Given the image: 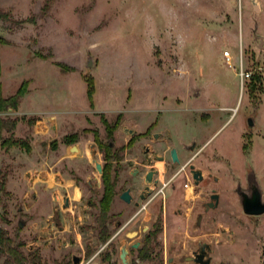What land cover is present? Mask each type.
<instances>
[{"label": "rangeland", "instance_id": "rangeland-1", "mask_svg": "<svg viewBox=\"0 0 264 264\" xmlns=\"http://www.w3.org/2000/svg\"><path fill=\"white\" fill-rule=\"evenodd\" d=\"M0 12L3 94L26 90L0 114L19 120L3 136L29 145L0 147V224L26 264H122L125 246L130 264H196L184 257L198 239L211 244V264H264V214L244 213L239 194L255 179L264 198V0H0ZM115 128L116 146L136 141L121 152L127 173L159 153H145L154 134L184 157L167 225L151 228L144 252L133 245L147 227H110L104 241L88 204L99 194L93 158L103 163L94 138L107 143ZM195 156L219 181L185 192ZM74 184L82 199L56 204ZM213 188L220 205L206 214Z\"/></svg>", "mask_w": 264, "mask_h": 264}, {"label": "flooded vegetation", "instance_id": "flooded-vegetation-1", "mask_svg": "<svg viewBox=\"0 0 264 264\" xmlns=\"http://www.w3.org/2000/svg\"><path fill=\"white\" fill-rule=\"evenodd\" d=\"M117 129H113L108 132L109 142L105 143L101 140L99 133L94 138L95 145L98 147L97 154H101L103 157V163L99 162L96 158H93L97 176V188H99V194L95 200H88L90 208L97 209V216L95 221L98 227L101 228L100 235L104 241H107L110 237V227H122V226H143L147 227L144 230L145 238L144 242L139 241L133 245V249L138 252H144L146 245H150L153 240L151 233L152 227H165L168 220V210L170 209L171 201L174 197V193L177 192V186L174 183L178 174L172 176V172L176 166H181L183 163V155L180 150L173 146H168L172 141L170 136L167 139L162 138L159 134L150 136V146H145V153L159 151L154 157L149 156L146 159L136 160V165L129 173L124 170L123 157L121 152L127 146H134L136 141L129 140L126 145L116 146L114 142V133ZM131 135H136V130H128ZM196 145L193 144L189 147L190 151H194ZM77 149V148H76ZM173 150L177 152L178 161L173 158ZM196 159L191 158L184 166L183 172L187 176L189 183H184L187 188L185 192L190 188V184L199 186L202 183H207L208 180H214L216 183L219 181L217 176H214L211 172L207 175L203 169L196 166L193 161ZM158 163H163L165 170L161 172L158 169ZM98 164L101 166V170L98 169ZM148 168V170H145ZM200 171V172H198ZM172 176V177H171ZM199 183H196L198 182ZM250 184L248 188L243 189L247 195H251L247 200L257 197V191L254 188V184L249 180ZM58 184V183H57ZM89 186L94 187L89 182ZM71 196H66L64 199L59 195H54L53 199L56 204L61 201V206L68 207L71 205V201H77V196L82 199L83 193L80 186L74 184L71 186ZM218 194V206L217 200L214 196ZM80 195V196H79ZM207 197L205 201L201 203L204 212L208 214L211 211L217 210L220 205V194L216 189H211V192H206ZM196 198L204 199L203 194L200 193ZM185 201L188 200V196L184 194ZM252 200V201H253ZM242 205V203H241ZM242 209L244 211L243 205ZM245 213V212H244ZM248 215V214H247ZM203 215L200 214L197 218V226L200 228L203 222ZM130 238H139L140 232L127 233ZM138 245L137 248L134 246ZM147 252V251H146ZM213 248L211 244L202 239L197 240V246L192 251L191 256H185V261L201 264L195 260H188L187 258L193 257L199 260L203 257L204 260L212 257ZM174 260H171V264Z\"/></svg>", "mask_w": 264, "mask_h": 264}, {"label": "trees", "instance_id": "trees-1", "mask_svg": "<svg viewBox=\"0 0 264 264\" xmlns=\"http://www.w3.org/2000/svg\"><path fill=\"white\" fill-rule=\"evenodd\" d=\"M8 18V15L0 12V20ZM8 41L4 36L0 34V54L1 48L7 45ZM2 76V63L0 57V78ZM26 90L21 88L16 94L5 97L3 94V85L0 82V114L6 113L10 110H17L20 101L25 95ZM18 119H4L0 116V147L4 149H11L13 147L29 148V145L25 141L16 140L13 136L4 138V132L13 133L16 130ZM76 141V140H75ZM0 191H5V183H0ZM22 243H16V241L10 237L8 231L0 224V259L4 258L3 264H26L28 259L25 257L22 251ZM1 264V263H0Z\"/></svg>", "mask_w": 264, "mask_h": 264}, {"label": "water", "instance_id": "water-1", "mask_svg": "<svg viewBox=\"0 0 264 264\" xmlns=\"http://www.w3.org/2000/svg\"><path fill=\"white\" fill-rule=\"evenodd\" d=\"M259 38H260L261 44H264V37L259 36ZM88 66L89 67H93L94 66L92 60H89ZM249 124L251 126L254 125V122H253L252 119L249 120ZM75 149L76 148H73V150H75ZM172 154H173L174 160L175 161H178L177 152L175 150H173V153ZM98 169L101 170V166L99 164H98ZM198 172H200V171H198ZM196 183H199V180ZM256 183L257 182L254 179L253 182H252V184H254V188L258 192L257 193V197L254 198L255 200H253L251 198L250 199V202H249V200H247V199L251 195L248 196L247 193H245V191L243 189H240L239 190L240 199H241V203H242L243 208H244V212L246 214H248V215H262V214H264V198H263V195H262L261 191L259 190L258 185ZM214 198L217 200V204L215 206H213V207L216 208L218 206V198H219V195L216 194L214 196ZM134 247L137 248L138 245H135ZM128 254H129V249L126 246L123 247L122 248V252H121V256H120L121 261H122V264H130V261L128 259ZM187 259L188 260H195L196 262H200L201 264H211V258H208L207 260H204L203 257H200V259L197 260V259H194L193 257H189ZM74 261H75V264H78L79 263V259L78 258H75Z\"/></svg>", "mask_w": 264, "mask_h": 264}, {"label": "built area", "instance_id": "built-area-1", "mask_svg": "<svg viewBox=\"0 0 264 264\" xmlns=\"http://www.w3.org/2000/svg\"><path fill=\"white\" fill-rule=\"evenodd\" d=\"M225 56L227 57L228 61L230 62L231 61V55L229 52H226L225 53Z\"/></svg>", "mask_w": 264, "mask_h": 264}]
</instances>
